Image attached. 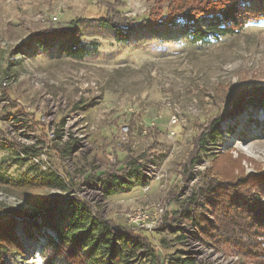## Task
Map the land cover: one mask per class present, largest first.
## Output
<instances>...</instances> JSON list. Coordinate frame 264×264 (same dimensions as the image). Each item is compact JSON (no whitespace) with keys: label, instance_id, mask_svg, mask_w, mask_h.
I'll return each mask as SVG.
<instances>
[{"label":"rangeland","instance_id":"rangeland-1","mask_svg":"<svg viewBox=\"0 0 264 264\" xmlns=\"http://www.w3.org/2000/svg\"><path fill=\"white\" fill-rule=\"evenodd\" d=\"M169 1L0 0V221L14 220L21 245L18 253L0 252L5 264H67L41 237L40 215L30 214L71 196L127 231V240L144 242L130 257L111 230L115 250L129 263L264 264L225 248L232 242L202 239L186 220L215 225L216 193L264 181V110L248 102L264 92V20L206 42L175 28L144 29L119 43L100 22L148 24ZM198 2L215 7L214 0ZM72 22L81 29L85 58L60 56L57 43L31 52L36 34L68 31ZM19 146L36 149L46 169L15 163ZM130 164H141L132 181L125 174ZM39 177L61 188L14 183ZM110 186L113 195L106 194ZM211 186L215 193L203 197Z\"/></svg>","mask_w":264,"mask_h":264},{"label":"trees","instance_id":"trees-1","mask_svg":"<svg viewBox=\"0 0 264 264\" xmlns=\"http://www.w3.org/2000/svg\"><path fill=\"white\" fill-rule=\"evenodd\" d=\"M197 3H199L198 0H170L165 6L166 8L163 7L166 9L164 15H162V9H158L159 15H150L147 20L150 23L141 26L118 24L108 19L100 20V22L112 29L114 38L119 43L132 41L133 36L144 29L170 32L175 28L179 34L190 36L194 42H206L212 38L234 34L248 22L264 20V0H214L212 4L215 3V7L211 8L204 5L198 8ZM158 8H160V3ZM163 20H166L167 23L161 25L160 28L155 27ZM80 31L77 23L72 22L68 31L59 28L38 33L34 36V46L31 52L47 50L57 43V52L60 56L76 60L85 58L88 55V50L81 40L82 32ZM257 91H261V89ZM248 102L264 110V92L259 93L258 96L248 97ZM261 130L259 135L264 138V125ZM212 133L216 135V137L212 135L216 145L220 141V137L215 130ZM2 145L5 148L12 147L5 142ZM19 151L25 156L37 154V150L32 147L19 146L14 150L13 161L17 164L29 162L18 156ZM140 166L141 164H130L125 169L128 181L135 178V173ZM33 167L37 168L34 165ZM257 179L259 178L257 177ZM262 179L260 182L256 179L250 183L242 182L243 184L223 190L222 194L216 193L218 199H216L213 212L214 219H216L215 225L210 226L208 220L204 223V218L200 219L199 217L197 220L192 215L186 216L188 217L186 220L194 223L202 239L207 237L215 239L216 242L219 241V244L226 243L228 245L232 242V245L225 246V248L231 249L235 254L248 259L264 258V203L253 193V191H259L264 195ZM35 180L47 188H61V185L54 180L43 179V177L14 183L30 184ZM3 182L9 183L10 181ZM115 192L114 186H110L106 190L107 195H113ZM204 193L203 197L205 198L214 194V186L207 188ZM56 198L45 209H41L43 212L45 211L44 213L36 211L32 214V216L40 215V225L43 227L41 237L45 238V244L50 245L55 256L64 255L67 264H130L126 259L127 254L115 250L112 229L119 232L120 240L123 241L130 257L138 254L144 243L140 238H137V242H133L131 239L127 240L129 239L125 236L127 231L120 227H114L108 219L94 213L92 207L78 197H66L63 202L59 201L57 205L51 206L57 200ZM9 212L17 214L15 209L10 208ZM13 225L14 220L11 219L0 221V252L18 253V250H21V245L13 232ZM46 229L53 231L54 238L45 231ZM209 229L211 232H207ZM0 264H5L1 255ZM167 264H194V261L190 258H171Z\"/></svg>","mask_w":264,"mask_h":264},{"label":"built area","instance_id":"built-area-1","mask_svg":"<svg viewBox=\"0 0 264 264\" xmlns=\"http://www.w3.org/2000/svg\"><path fill=\"white\" fill-rule=\"evenodd\" d=\"M18 156L20 158L26 159L27 161L31 162L32 165L36 166L38 169H40V168H43V170L46 169L44 167V165H43V162H41V160L39 159V157H37L38 155H35V156H25L24 153H22L21 151H19L18 152ZM141 184H142V187L147 188V181H146V179H141ZM150 225H149L150 229L155 228V227H152L154 224H150ZM125 236L128 237L127 234ZM130 264H132V263H130Z\"/></svg>","mask_w":264,"mask_h":264},{"label":"water","instance_id":"water-1","mask_svg":"<svg viewBox=\"0 0 264 264\" xmlns=\"http://www.w3.org/2000/svg\"><path fill=\"white\" fill-rule=\"evenodd\" d=\"M32 215L30 214V217H31Z\"/></svg>","mask_w":264,"mask_h":264}]
</instances>
